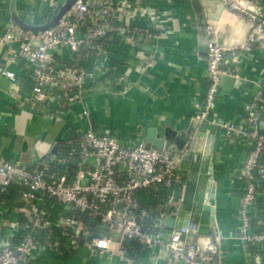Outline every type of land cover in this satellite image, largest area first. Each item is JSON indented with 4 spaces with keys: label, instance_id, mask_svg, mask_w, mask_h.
Masks as SVG:
<instances>
[{
    "label": "built area",
    "instance_id": "2783aa9c",
    "mask_svg": "<svg viewBox=\"0 0 264 264\" xmlns=\"http://www.w3.org/2000/svg\"><path fill=\"white\" fill-rule=\"evenodd\" d=\"M221 2L249 23L246 41L238 49L248 50L264 39L260 0ZM140 4L142 0H75L55 25L41 31L25 30L7 20L0 29V47L8 43L17 46L3 55L0 75L15 81L10 62L28 63L33 74L32 98H49L57 104L60 96L56 90L65 79L69 80L66 90L73 87L80 95L88 71L65 60H74L115 27L125 30L122 26H129L132 14L143 9ZM205 37L207 83L196 127L218 124L225 140L241 147L237 175L230 178V189L237 197L236 233L250 249L254 263L264 264V85H258L242 102L244 112L238 122L219 121L215 109L222 78L239 77V71L231 64L234 50L217 41L212 25L206 26ZM67 143L65 153L36 162L32 168L0 156V193L12 185L19 189L15 203L0 199V264H46L50 258L60 257L57 242L35 235L39 230L51 231L46 209L49 200L56 201L64 213L57 225L66 237L63 245L67 249L85 247L88 253L105 254L111 235L117 234L123 253L125 240H135L144 250L161 249L164 264H224L218 253L216 222L203 234L199 221L184 217L175 205L174 184L183 148L171 151L126 144L109 130L90 127L81 129ZM144 188L165 192L154 214L138 204L136 192ZM167 215L174 218L172 227L165 225Z\"/></svg>",
    "mask_w": 264,
    "mask_h": 264
},
{
    "label": "crops",
    "instance_id": "0c3cea01",
    "mask_svg": "<svg viewBox=\"0 0 264 264\" xmlns=\"http://www.w3.org/2000/svg\"><path fill=\"white\" fill-rule=\"evenodd\" d=\"M12 1L22 19L40 23L63 0H0V29L10 20ZM260 3L264 8V0ZM139 8L143 9L132 14L129 26L121 25L125 30L117 26L74 60H65L88 71L80 95L73 87L66 90L65 79L56 90L57 104L49 98L34 99L30 65L10 62L15 81L0 75V156L32 168L61 154L65 143L86 127L109 130L126 144H134L138 131L154 126L163 133L170 127L186 137L174 184L175 205L184 217L199 221L203 234L216 222L224 264H255L236 233L237 197L230 189L241 147L230 145L218 124L196 127L195 119L207 83L206 26L212 25L217 41L234 50L231 64L239 71V77L222 78L215 109L219 121L238 122L242 102L264 85V39L248 50L238 49L246 41L249 23L226 10L221 0H142ZM16 46L0 47V61ZM111 239L109 250L101 255L85 247L66 250L63 242L55 241L60 257L46 264H164L165 253L158 247L131 256L121 251L117 234Z\"/></svg>",
    "mask_w": 264,
    "mask_h": 264
},
{
    "label": "water",
    "instance_id": "95a60500",
    "mask_svg": "<svg viewBox=\"0 0 264 264\" xmlns=\"http://www.w3.org/2000/svg\"><path fill=\"white\" fill-rule=\"evenodd\" d=\"M74 1L75 0H63V2L58 6V8L51 15V17L41 23H34L22 19L16 13L15 5L14 2L12 1L10 6V20L11 22H13L15 25H17L22 29L31 30V31H41L55 25L58 22L59 18L70 8V6ZM261 9L264 10V8ZM136 143H141L147 147H152L157 149L167 148L171 151H175L183 148V146L186 143V137L179 134L178 131L171 129L170 127H166L163 133H160L156 127L152 126L146 129V131L144 132L138 131L136 133L134 144ZM55 150L56 147H53L52 151L55 152ZM209 203L211 204L212 213H213L212 218L214 219V212H215L214 192L210 193ZM173 223H174V218L171 215H167L165 219V225L168 227H172Z\"/></svg>",
    "mask_w": 264,
    "mask_h": 264
},
{
    "label": "trees",
    "instance_id": "16d2710c",
    "mask_svg": "<svg viewBox=\"0 0 264 264\" xmlns=\"http://www.w3.org/2000/svg\"><path fill=\"white\" fill-rule=\"evenodd\" d=\"M71 93L74 94L73 91H71ZM76 137L77 135L75 137H72V139H75ZM67 144L68 143H65V149L63 150V153H65L68 150ZM18 191L19 189L12 185L8 188L6 192L0 193V199L4 198L9 203H15L16 200L15 198L18 195ZM164 194H165L164 191H160V190L153 191L148 188L139 189L136 192L139 206L143 209H146L152 214L155 213V208L157 204L164 198ZM46 209L48 210L49 213V221L51 222L50 225L51 231L50 233H48L46 229L39 230L35 233L36 237L44 240L46 239L50 243H53L55 241H58L59 244H61L62 242L63 243L66 242V237L61 235V227L57 225L60 214H64L62 213L61 206L56 201L49 200L46 204ZM65 249L67 250V248ZM125 250H126V254L133 256L141 253L142 250H144V248L135 240H125Z\"/></svg>",
    "mask_w": 264,
    "mask_h": 264
},
{
    "label": "rangeland",
    "instance_id": "374dc122",
    "mask_svg": "<svg viewBox=\"0 0 264 264\" xmlns=\"http://www.w3.org/2000/svg\"><path fill=\"white\" fill-rule=\"evenodd\" d=\"M50 17H51V15H49V16L47 15V16H45L44 18L40 19V21H39V22L41 23V22H43V21L47 20V19H48V18H50Z\"/></svg>",
    "mask_w": 264,
    "mask_h": 264
}]
</instances>
